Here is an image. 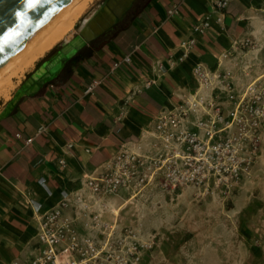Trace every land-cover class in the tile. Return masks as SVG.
Returning <instances> with one entry per match:
<instances>
[{"label":"crops","instance_id":"0c3cea01","mask_svg":"<svg viewBox=\"0 0 264 264\" xmlns=\"http://www.w3.org/2000/svg\"><path fill=\"white\" fill-rule=\"evenodd\" d=\"M218 1L136 0L115 27L68 57L52 79L0 119V264L32 263L42 249V217L64 195L69 205L63 214L80 238L100 240L104 223L122 228L139 221L130 215L131 204L152 189L98 197L86 184L89 177L121 149L154 153L157 116L194 94L198 63L211 71L229 70L240 83L246 82V71L253 75L262 69L264 0H225L217 10ZM174 6L178 11L170 14ZM207 14L212 27L196 33L193 26ZM192 37L195 48L179 60L181 41ZM245 39L257 47H234ZM63 41L38 55L23 78H12L8 91L0 93V112L38 62ZM226 51L232 54L223 58Z\"/></svg>","mask_w":264,"mask_h":264},{"label":"built area","instance_id":"2783aa9c","mask_svg":"<svg viewBox=\"0 0 264 264\" xmlns=\"http://www.w3.org/2000/svg\"><path fill=\"white\" fill-rule=\"evenodd\" d=\"M225 5V0L218 1L217 10ZM177 11L174 6L169 13ZM222 19V15L217 17V21ZM211 27L212 18L207 14L193 30L205 34ZM196 44L195 37L182 40L179 60L187 58ZM254 44L245 39L234 47L250 48ZM231 54L226 51L221 56ZM193 73L198 82L194 94L157 116L159 142L154 144V153L119 150L102 171L87 180L94 195L101 197L123 189L142 193L150 186L173 192L194 186L199 194H206L212 184L227 192L249 173L264 135V73L251 75L246 71L245 83L229 70L211 71L202 63ZM98 83L95 81L87 91ZM190 115L194 120H189ZM68 205L64 195L42 217L38 232L42 249L31 264H137L142 252L153 245L140 239L139 230L107 223L102 224L100 240L80 238L71 219L63 214Z\"/></svg>","mask_w":264,"mask_h":264},{"label":"rangeland","instance_id":"374dc122","mask_svg":"<svg viewBox=\"0 0 264 264\" xmlns=\"http://www.w3.org/2000/svg\"><path fill=\"white\" fill-rule=\"evenodd\" d=\"M102 1L86 4L73 35ZM263 73L264 63L253 75ZM148 188L150 193L131 204L130 215L139 221L124 226L153 243L137 264H264V135L249 173L227 192L213 184L206 194L194 186L174 192Z\"/></svg>","mask_w":264,"mask_h":264},{"label":"water","instance_id":"95a60500","mask_svg":"<svg viewBox=\"0 0 264 264\" xmlns=\"http://www.w3.org/2000/svg\"><path fill=\"white\" fill-rule=\"evenodd\" d=\"M71 0H0V67L11 57L24 49L38 33L60 12ZM136 0H103L95 13L87 21L73 40H64L60 47L52 52L24 81L22 87L34 78L38 84L31 92H24L18 96L19 90L6 107H10L7 114L0 115V119L8 116L14 110L22 97L37 91L53 77H38V72L50 60H57L62 53H67L74 45L76 51L73 57L84 46L97 37L115 27L124 15L132 8ZM68 59V60H69ZM67 60V61H68ZM66 61V62H67ZM59 74V73H58ZM56 74V75H58ZM55 75V76H56ZM18 96V98L16 97Z\"/></svg>","mask_w":264,"mask_h":264},{"label":"bare ground","instance_id":"6f19581e","mask_svg":"<svg viewBox=\"0 0 264 264\" xmlns=\"http://www.w3.org/2000/svg\"><path fill=\"white\" fill-rule=\"evenodd\" d=\"M89 1L90 0H71L24 49L11 57L4 65L0 67V93L5 91L7 92V86L12 83V78L14 76H19L24 71V69L33 63L38 55L42 54L46 49L51 47L53 43L61 38H64V40L68 41V43L73 40L76 35L71 33L74 22L78 16H80ZM94 13L95 11L90 16L82 20L79 29L86 25L87 21ZM75 51L76 47L73 45L67 53L63 52L62 57L59 59L50 60L49 63H47V65L38 72V77H51L52 74L55 73L62 66L64 61ZM23 83L24 81L16 89V92L18 89H20L18 96L24 92L34 90L35 86L38 84V81L32 78L22 87ZM14 95L12 99L14 98ZM18 96L16 97L18 98ZM7 104L0 112V115L7 114L10 111V107H6Z\"/></svg>","mask_w":264,"mask_h":264},{"label":"trees","instance_id":"16d2710c","mask_svg":"<svg viewBox=\"0 0 264 264\" xmlns=\"http://www.w3.org/2000/svg\"><path fill=\"white\" fill-rule=\"evenodd\" d=\"M61 43L57 44L56 46H54L47 54L45 57H43L37 64V67L44 61L47 59V57L54 52L55 50H57L60 47Z\"/></svg>","mask_w":264,"mask_h":264}]
</instances>
